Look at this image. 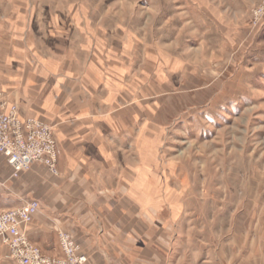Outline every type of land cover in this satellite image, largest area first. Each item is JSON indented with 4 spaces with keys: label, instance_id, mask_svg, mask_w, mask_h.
I'll use <instances>...</instances> for the list:
<instances>
[{
    "label": "crops",
    "instance_id": "crops-1",
    "mask_svg": "<svg viewBox=\"0 0 264 264\" xmlns=\"http://www.w3.org/2000/svg\"><path fill=\"white\" fill-rule=\"evenodd\" d=\"M76 14L55 21L33 0H0V100L51 127L61 172L34 163L12 176L0 155V211L37 200L27 236L48 256L62 255V230L88 264H176L173 172L158 150L174 90L160 75L183 68L159 49L138 57L129 33ZM14 263L0 241V264Z\"/></svg>",
    "mask_w": 264,
    "mask_h": 264
},
{
    "label": "rangeland",
    "instance_id": "rangeland-1",
    "mask_svg": "<svg viewBox=\"0 0 264 264\" xmlns=\"http://www.w3.org/2000/svg\"><path fill=\"white\" fill-rule=\"evenodd\" d=\"M262 2L33 0L55 21L76 12L79 23L129 33L138 57L159 49L161 63L183 68L160 75L174 90L158 150L173 172L176 264H264Z\"/></svg>",
    "mask_w": 264,
    "mask_h": 264
},
{
    "label": "built area",
    "instance_id": "built-area-1",
    "mask_svg": "<svg viewBox=\"0 0 264 264\" xmlns=\"http://www.w3.org/2000/svg\"><path fill=\"white\" fill-rule=\"evenodd\" d=\"M257 16L256 19L264 18V0L256 9ZM0 155L12 176L28 170L34 163L54 176L61 173L51 127L37 118H21L16 105L5 100H0ZM38 210L39 203L33 199L0 211V241L6 245L10 259L17 264H88L87 255L68 231L58 233L61 257L47 256L29 241L27 228Z\"/></svg>",
    "mask_w": 264,
    "mask_h": 264
}]
</instances>
